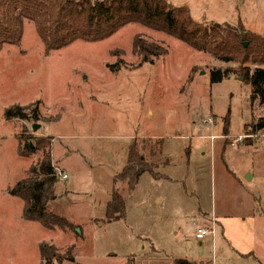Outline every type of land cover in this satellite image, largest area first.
<instances>
[{
    "label": "rangeland",
    "instance_id": "rangeland-1",
    "mask_svg": "<svg viewBox=\"0 0 264 264\" xmlns=\"http://www.w3.org/2000/svg\"><path fill=\"white\" fill-rule=\"evenodd\" d=\"M165 1L207 28L241 27L264 38V0ZM136 35L167 54L141 63L131 48ZM116 64L117 72L110 68ZM226 69L236 65L137 24L45 55L32 23L24 21L20 44L0 51V264H37L41 245L71 250L77 264H264V220L238 209L250 197L256 212L264 207V131L245 135L264 115V104L250 102V86L235 74L210 82L212 70ZM33 105L37 122L3 118L10 107H28L30 114ZM19 138L29 145L23 156ZM41 138L45 147L38 148ZM133 139L160 143L161 154L153 159L156 177L142 174L129 191L113 176L125 166ZM44 154L55 173L67 176L56 177L48 210L69 229L25 220L21 199L10 195ZM113 189L125 209L123 219L110 222L104 215ZM212 220L225 227L199 247L195 229Z\"/></svg>",
    "mask_w": 264,
    "mask_h": 264
},
{
    "label": "trees",
    "instance_id": "trees-1",
    "mask_svg": "<svg viewBox=\"0 0 264 264\" xmlns=\"http://www.w3.org/2000/svg\"><path fill=\"white\" fill-rule=\"evenodd\" d=\"M24 21L32 23L45 55L76 41L93 43L105 40L127 24L140 25L176 39L215 60L235 64V70H212L210 82L220 83L235 74L250 86V102L264 104V69L260 68L264 65V38L246 33L241 27L237 30L218 25L207 28L195 23L186 8L175 7L165 0H0V51L4 46L20 44ZM131 48L141 63L167 54L162 46L137 35L132 40ZM110 68L117 72L119 64ZM28 109L10 107L5 110L3 118L6 121L37 122V105H33L30 114ZM260 131H264V115L245 127V135H255ZM227 135L225 118L222 136ZM21 141L19 138L18 154L23 156V150H28L29 145L21 146ZM45 141L44 138L38 139V148L45 147ZM159 144L155 147L145 142L138 144L133 139L127 149L126 164L114 180L124 182L128 190L132 191L142 174L156 177L153 168L157 163L153 159L161 154ZM146 153L149 162L145 161ZM166 163L165 159L161 165ZM37 166V171L31 170L28 177L17 182L10 190V195L22 201V217L46 229L71 228L64 218L48 210L57 183L50 156L44 154ZM124 209L123 197L113 189L105 206V219L110 222L123 219ZM64 261L77 264L71 250L61 253L53 245L39 247L37 264H62ZM172 264L189 263L184 259H174Z\"/></svg>",
    "mask_w": 264,
    "mask_h": 264
},
{
    "label": "crops",
    "instance_id": "crops-1",
    "mask_svg": "<svg viewBox=\"0 0 264 264\" xmlns=\"http://www.w3.org/2000/svg\"><path fill=\"white\" fill-rule=\"evenodd\" d=\"M167 164L168 163H166V165ZM117 174H115L113 177H115ZM167 178L169 179V177H167ZM232 180L234 181V184L235 185L237 184V185L242 186V184H243V183H241L240 179H236V177H233ZM252 200H253L252 197H250V199H248V203L243 208H240V207H242V205H240V207L238 209H241V212H240L241 213V216H244V217L250 216L253 221L254 220H262V222H263V220H264V207H261V209L258 212H256L255 211V206H254ZM155 201H156V203L160 204L159 199L156 198ZM221 214H222V217H223L222 219H225V217H227V216H224V215H226V210H224V208L221 210ZM97 222H95V223H97ZM240 222L243 223L244 220H241ZM223 227H225V225L224 226H220V224L218 222H216V220L215 221H213V220L210 221V224H209V228L208 229H212L213 230V235L212 236H208V238L210 239L211 243L213 242V236H214L216 230H219L222 233V229L221 228H223ZM206 238L207 237H204L203 239H199V240L196 239L198 241V246L199 247H202L204 244H206V241H205ZM203 241H205V242H203ZM184 260H187V259H184ZM188 263L189 264H192V262H189V261H188Z\"/></svg>",
    "mask_w": 264,
    "mask_h": 264
},
{
    "label": "built area",
    "instance_id": "built-area-1",
    "mask_svg": "<svg viewBox=\"0 0 264 264\" xmlns=\"http://www.w3.org/2000/svg\"><path fill=\"white\" fill-rule=\"evenodd\" d=\"M55 176L59 178L60 180H66L67 176L65 173L57 172L55 173ZM213 230L204 228V227H198L195 229V238L196 239H203L204 237L212 236Z\"/></svg>",
    "mask_w": 264,
    "mask_h": 264
},
{
    "label": "water",
    "instance_id": "water-1",
    "mask_svg": "<svg viewBox=\"0 0 264 264\" xmlns=\"http://www.w3.org/2000/svg\"><path fill=\"white\" fill-rule=\"evenodd\" d=\"M241 80V79H240ZM37 129V125H33V127H32V130L34 131V130H36Z\"/></svg>",
    "mask_w": 264,
    "mask_h": 264
}]
</instances>
